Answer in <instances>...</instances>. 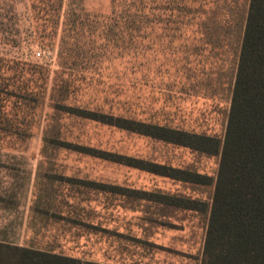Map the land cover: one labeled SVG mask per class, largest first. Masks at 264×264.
Returning a JSON list of instances; mask_svg holds the SVG:
<instances>
[{
    "label": "rangeland",
    "instance_id": "374dc122",
    "mask_svg": "<svg viewBox=\"0 0 264 264\" xmlns=\"http://www.w3.org/2000/svg\"><path fill=\"white\" fill-rule=\"evenodd\" d=\"M250 1L0 0V241L203 264L221 156L108 123L223 138Z\"/></svg>",
    "mask_w": 264,
    "mask_h": 264
},
{
    "label": "trees",
    "instance_id": "16d2710c",
    "mask_svg": "<svg viewBox=\"0 0 264 264\" xmlns=\"http://www.w3.org/2000/svg\"><path fill=\"white\" fill-rule=\"evenodd\" d=\"M94 116L105 122L101 119L106 116ZM116 120L108 124L202 154L220 155L203 264H264V0L250 1L223 138L146 121ZM177 172L167 176L195 184L214 183L200 174ZM0 264L100 263L0 241Z\"/></svg>",
    "mask_w": 264,
    "mask_h": 264
},
{
    "label": "crops",
    "instance_id": "0c3cea01",
    "mask_svg": "<svg viewBox=\"0 0 264 264\" xmlns=\"http://www.w3.org/2000/svg\"><path fill=\"white\" fill-rule=\"evenodd\" d=\"M83 260H85V259H83ZM87 261H92V262H97V263H100V264H115V263H111L110 261L108 262H105V261H96V260H88V259H86Z\"/></svg>",
    "mask_w": 264,
    "mask_h": 264
},
{
    "label": "built area",
    "instance_id": "2783aa9c",
    "mask_svg": "<svg viewBox=\"0 0 264 264\" xmlns=\"http://www.w3.org/2000/svg\"><path fill=\"white\" fill-rule=\"evenodd\" d=\"M37 56H41V53L38 52V53H37Z\"/></svg>",
    "mask_w": 264,
    "mask_h": 264
}]
</instances>
